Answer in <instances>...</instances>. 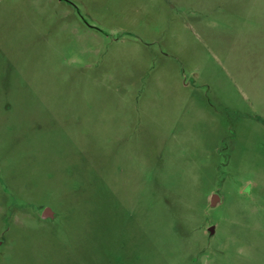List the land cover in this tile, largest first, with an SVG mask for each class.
Masks as SVG:
<instances>
[{"label": "rangeland", "instance_id": "1", "mask_svg": "<svg viewBox=\"0 0 264 264\" xmlns=\"http://www.w3.org/2000/svg\"><path fill=\"white\" fill-rule=\"evenodd\" d=\"M0 264H264V0H0Z\"/></svg>", "mask_w": 264, "mask_h": 264}, {"label": "water", "instance_id": "2", "mask_svg": "<svg viewBox=\"0 0 264 264\" xmlns=\"http://www.w3.org/2000/svg\"><path fill=\"white\" fill-rule=\"evenodd\" d=\"M211 201H212V205H214L215 202L217 201V196L214 195L212 197ZM47 216L52 217V212L49 209H45V211L43 212V215H42L43 218H46ZM209 230H210V232H213V228H210Z\"/></svg>", "mask_w": 264, "mask_h": 264}]
</instances>
